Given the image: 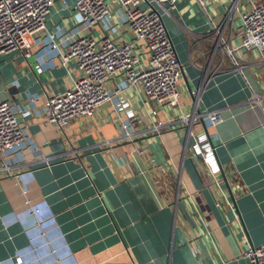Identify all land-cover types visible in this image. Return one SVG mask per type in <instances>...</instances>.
<instances>
[{
	"label": "crops",
	"instance_id": "crops-1",
	"mask_svg": "<svg viewBox=\"0 0 264 264\" xmlns=\"http://www.w3.org/2000/svg\"><path fill=\"white\" fill-rule=\"evenodd\" d=\"M205 1L218 20L232 2ZM55 10L50 28L75 26L70 11ZM163 18L183 65L179 106L184 112L221 113L213 126H191L194 139L214 147L206 150L207 166L192 156L194 139L185 127L147 130L151 121L167 124L180 110L160 108L129 89L123 97L133 116L103 104L63 128L43 116L22 119L31 140L22 149V164L8 175L0 156L2 263L250 264L245 252L264 243L262 56L243 48L241 68H234L231 57L215 47L217 37L207 35V17L192 0H179ZM230 29L229 44L237 46L230 25L223 37L229 39ZM48 52L36 45L30 60L0 58V101L22 106L34 93L38 113L46 96L71 85L75 65L64 66ZM38 63L45 66L40 72ZM144 108L157 113L149 117ZM127 120L133 140H118L119 122ZM137 145L147 150L144 156L135 153ZM210 168L221 178L219 189L210 185Z\"/></svg>",
	"mask_w": 264,
	"mask_h": 264
},
{
	"label": "built area",
	"instance_id": "built-area-1",
	"mask_svg": "<svg viewBox=\"0 0 264 264\" xmlns=\"http://www.w3.org/2000/svg\"><path fill=\"white\" fill-rule=\"evenodd\" d=\"M192 1L207 17L210 25L207 35L212 33L217 37L215 47L231 57L234 68H241L238 53L243 48L255 49L264 62V0H232L220 20L209 12L205 0ZM178 2L0 0V58L13 54L30 60L36 56L34 46L41 45L52 52H48L51 53L49 58L59 55L64 66L74 64L77 72L68 88L45 97L38 113L33 112V103L39 98L34 93L22 106L0 101V156H5L1 169L10 175L12 166L23 161L22 149L31 144L22 119L43 116L47 122L63 128L71 120L93 115L103 104L111 105L117 114L133 116L130 104L123 97L126 89L131 90V95H143L160 108L180 110L167 124L151 121L147 130L155 134L174 124L185 127L187 136L194 139L191 133L193 123L204 121L206 126H213L219 122L221 113L217 109L184 112L179 106L183 65L163 18L170 16ZM56 8L57 12L70 11L75 26L66 28L55 24L50 28L48 16ZM227 25L236 31L235 36L239 40L237 46L229 44L233 36L231 29L229 39L226 41L223 37ZM51 62L48 60L45 65ZM42 67L39 63L35 65L39 72ZM112 82L122 83L123 86L112 85ZM144 109L149 117L157 113V110ZM130 122H119L118 140H133L134 130ZM190 145L192 156L199 157L207 166L206 150H212V144L194 139ZM134 151L138 156H144L147 150L137 145ZM208 171L211 175L210 185L216 187L215 190L219 189L222 186L221 178L211 168ZM216 206L220 207V203L216 202ZM245 256L250 264H264V243L251 246ZM0 264L4 263L0 261ZM29 264L56 263L35 261Z\"/></svg>",
	"mask_w": 264,
	"mask_h": 264
},
{
	"label": "rangeland",
	"instance_id": "rangeland-1",
	"mask_svg": "<svg viewBox=\"0 0 264 264\" xmlns=\"http://www.w3.org/2000/svg\"><path fill=\"white\" fill-rule=\"evenodd\" d=\"M66 13H68V12H66ZM65 14V13H64ZM62 15H59V16H57L58 18H60ZM51 18V15H49L48 16V19H50ZM70 24H73L72 22H70ZM49 25H50V22H49Z\"/></svg>",
	"mask_w": 264,
	"mask_h": 264
},
{
	"label": "water",
	"instance_id": "water-1",
	"mask_svg": "<svg viewBox=\"0 0 264 264\" xmlns=\"http://www.w3.org/2000/svg\"><path fill=\"white\" fill-rule=\"evenodd\" d=\"M222 174H223V172H222ZM223 175H224V174H223ZM224 181L226 182V185H227V187H228V190H230L226 178L224 179Z\"/></svg>",
	"mask_w": 264,
	"mask_h": 264
},
{
	"label": "bare ground",
	"instance_id": "bare-ground-1",
	"mask_svg": "<svg viewBox=\"0 0 264 264\" xmlns=\"http://www.w3.org/2000/svg\"><path fill=\"white\" fill-rule=\"evenodd\" d=\"M35 262V261H34Z\"/></svg>",
	"mask_w": 264,
	"mask_h": 264
}]
</instances>
